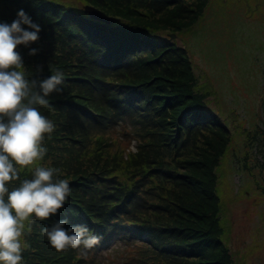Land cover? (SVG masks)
<instances>
[{
  "label": "trees",
  "instance_id": "16d2710c",
  "mask_svg": "<svg viewBox=\"0 0 264 264\" xmlns=\"http://www.w3.org/2000/svg\"><path fill=\"white\" fill-rule=\"evenodd\" d=\"M181 1L0 0V20L11 22L24 8L43 27L37 56L20 49L29 78L39 82L57 68L65 72L64 91L37 106L56 124L40 163L68 178L72 195L58 217L32 225L25 264H105L98 251L113 242L125 244L127 264H232L214 190L229 128L208 106L214 94L196 76L186 48L163 35L180 32L179 26L150 20ZM85 6L118 22L95 21ZM246 134L264 161V131L256 126ZM113 139L139 141L138 152L127 160L110 154ZM201 145L197 161L183 160ZM28 175L21 172L10 185ZM63 218L69 226L86 224L103 236L101 243L86 256L54 248L43 227Z\"/></svg>",
  "mask_w": 264,
  "mask_h": 264
},
{
  "label": "rangeland",
  "instance_id": "374dc122",
  "mask_svg": "<svg viewBox=\"0 0 264 264\" xmlns=\"http://www.w3.org/2000/svg\"><path fill=\"white\" fill-rule=\"evenodd\" d=\"M179 6L149 17L179 26L180 32L173 28L163 35L186 48L196 76L214 94L208 106L229 128L231 143L214 168L221 238L230 241L232 264H264V161L246 134L256 126L264 131V0H182ZM175 12L179 15L171 14ZM117 138L123 139L121 134ZM113 141L112 155L127 160L138 152L139 141ZM200 150L202 145L183 160L197 161ZM168 200L176 204L173 197ZM125 247L113 242L98 251V258L105 264H127Z\"/></svg>",
  "mask_w": 264,
  "mask_h": 264
},
{
  "label": "clouds",
  "instance_id": "9594fccd",
  "mask_svg": "<svg viewBox=\"0 0 264 264\" xmlns=\"http://www.w3.org/2000/svg\"><path fill=\"white\" fill-rule=\"evenodd\" d=\"M42 31L24 8L11 22L0 20V264H25L32 225L58 217L72 195L69 179L40 163L48 153L46 135L55 131L56 124L37 106L49 105L51 95L62 93L65 83L62 68L39 82L25 70L20 49L26 47L30 56H37L40 48L34 45ZM39 71H44L42 64ZM24 171L30 175L11 186ZM43 232L54 248L79 249L85 256L103 239L86 224L69 226L67 218L45 225Z\"/></svg>",
  "mask_w": 264,
  "mask_h": 264
},
{
  "label": "water",
  "instance_id": "95a60500",
  "mask_svg": "<svg viewBox=\"0 0 264 264\" xmlns=\"http://www.w3.org/2000/svg\"><path fill=\"white\" fill-rule=\"evenodd\" d=\"M84 12L93 20L102 22L104 24H110L118 22V19L108 16L104 14L103 12L99 11L98 9L91 7V6H85L83 8ZM171 38L174 37V35H169Z\"/></svg>",
  "mask_w": 264,
  "mask_h": 264
}]
</instances>
